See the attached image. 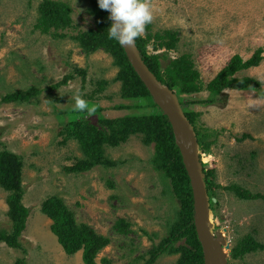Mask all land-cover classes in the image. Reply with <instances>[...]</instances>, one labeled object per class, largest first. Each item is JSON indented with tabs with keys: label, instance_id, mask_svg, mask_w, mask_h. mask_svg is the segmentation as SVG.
<instances>
[{
	"label": "rangeland",
	"instance_id": "1",
	"mask_svg": "<svg viewBox=\"0 0 264 264\" xmlns=\"http://www.w3.org/2000/svg\"><path fill=\"white\" fill-rule=\"evenodd\" d=\"M43 1H0V101L9 93L41 91L30 102L0 104V153L20 158L23 204L30 212L22 248L1 242L0 264H15L18 259L26 264H85L82 251L65 253L51 231L52 221L42 212L45 200L55 196L77 223L110 240L97 264L104 260L145 264L169 237L178 213L166 179L153 167L154 146L143 135H134L115 147L103 144L106 166L84 173H67L65 168L85 162L90 154L74 132H67L74 117L108 132L104 120L150 110L122 96V84L116 80L119 68L109 54H86L72 39L94 25L89 0H54L72 8L73 27L58 31L65 38L34 29ZM151 4L154 19L148 33L176 32L179 42L169 57L191 55L205 84L235 55L248 60L258 49L264 50V0H151ZM148 51L164 50L155 52L152 39ZM76 68L85 70V77ZM239 76L256 78L263 86L256 91L227 90L223 104H186L206 100L208 92L183 95L182 104L199 114L197 127L210 135L209 141H216L203 158L208 168L215 169L219 186L218 196L212 198L216 200L212 220L214 231L223 232L227 264H264V248L241 259L232 257V249L248 235L264 245V200L242 201L225 189L238 184L264 195V60ZM68 77V85L51 89ZM100 81L105 84L99 85ZM77 94L98 105L95 114L72 111V97ZM244 135L249 138L243 139ZM7 197L0 186V231L10 234ZM121 221L128 227L123 228ZM184 244L182 238L174 246ZM180 257L179 252L164 254L154 264H178Z\"/></svg>",
	"mask_w": 264,
	"mask_h": 264
},
{
	"label": "trees",
	"instance_id": "2",
	"mask_svg": "<svg viewBox=\"0 0 264 264\" xmlns=\"http://www.w3.org/2000/svg\"><path fill=\"white\" fill-rule=\"evenodd\" d=\"M1 1V0H0ZM89 13L94 20L92 28L80 31L72 37L86 54L104 51L114 59V65L119 68L116 80L122 84V96L132 101L143 99L142 107L150 112L140 115L124 116L123 118L106 121L108 132L97 130L84 121H78L74 117V124L67 132H74L82 146L88 150V159L65 168L67 173H84L92 167L108 165L103 158V144L115 147L125 142L134 135H143L147 144L154 146L153 167L166 179L172 198L178 203V213L170 230V235L162 242L158 249H154L145 264H154L164 254L181 253L178 264H205L201 244L198 240L194 225V200L190 179L183 164L180 150L175 142L172 126L163 111L154 103L150 93L143 82L135 73L122 46L115 40L108 38V29L111 26L109 12L99 7L98 0H89ZM73 27L72 8L68 3L44 0L39 7V18L34 29L41 34L53 35L55 38H65L58 33ZM150 25L146 26L147 35L136 40V45L149 69L163 84L174 91L183 103V95L193 96L202 92H208L206 100L186 101V104L216 105L226 101L227 90L256 91L263 86L262 82L250 76H239L240 73L258 67L264 60V50L258 49L251 58L244 60L242 56L235 55L229 63L208 83L202 81L200 72L196 69L191 55L183 54L171 59L169 52L176 50L179 37L176 32L166 31L163 34L148 33ZM153 39V49L159 53H149L148 47ZM77 73L84 77L86 71L76 68ZM73 78V76H72ZM68 78L58 82L51 89H58L62 85H68ZM99 85L105 84L100 81ZM41 91L31 88L24 92L9 93L2 97L0 104L30 102L32 98L39 96ZM183 105V104H182ZM197 133V138L204 153H210L215 140L209 141L210 135L202 133L197 127L198 113L184 109ZM76 122V123H75ZM66 131V130H65ZM79 131V132H78ZM249 138L244 135L243 139ZM206 175L208 194L211 199V209L214 210L212 198L217 197L218 185L214 181V168H208L203 164ZM22 163L20 158L10 152L0 153V186L8 192L7 213L11 233L0 231V243H6L12 248H22L21 238L27 226L29 209L23 204L24 188L22 179ZM235 197L242 201L264 200L261 193H253L250 190L232 184L225 187ZM42 212L52 221L51 231L57 237L67 255H75L82 251L85 264H97L99 253L110 244L106 237L98 235L94 229L86 224L76 222L74 214L67 208L59 197H51L42 204ZM122 227H128L125 221H121ZM185 238V244L175 248L174 244L179 239ZM264 248L252 236L241 239L232 249L233 258H244L245 255L257 252ZM103 264H109L106 260ZM15 264H26L18 259Z\"/></svg>",
	"mask_w": 264,
	"mask_h": 264
},
{
	"label": "water",
	"instance_id": "3",
	"mask_svg": "<svg viewBox=\"0 0 264 264\" xmlns=\"http://www.w3.org/2000/svg\"><path fill=\"white\" fill-rule=\"evenodd\" d=\"M122 48L154 103L163 111L172 126L176 145L190 179L194 200V225L202 247L204 262L205 264H227L228 254L222 247L225 244L223 232L214 231L213 210L203 167L207 160L203 158L204 152L199 144L195 128L187 118L178 95L153 74L143 60L136 43L132 48ZM212 201L216 202L215 199ZM211 240L216 241L215 247L212 246Z\"/></svg>",
	"mask_w": 264,
	"mask_h": 264
},
{
	"label": "clouds",
	"instance_id": "4",
	"mask_svg": "<svg viewBox=\"0 0 264 264\" xmlns=\"http://www.w3.org/2000/svg\"><path fill=\"white\" fill-rule=\"evenodd\" d=\"M98 4L110 13L109 19L113 22L108 29V38L124 48L134 47L154 19L151 0H98ZM72 99L75 101L73 112H86L89 116L96 113L98 105L90 104L81 95L77 94ZM140 102L143 103L142 98Z\"/></svg>",
	"mask_w": 264,
	"mask_h": 264
},
{
	"label": "bare ground",
	"instance_id": "5",
	"mask_svg": "<svg viewBox=\"0 0 264 264\" xmlns=\"http://www.w3.org/2000/svg\"><path fill=\"white\" fill-rule=\"evenodd\" d=\"M211 243H212V246L215 247V245H216V241H212V240H211Z\"/></svg>",
	"mask_w": 264,
	"mask_h": 264
}]
</instances>
